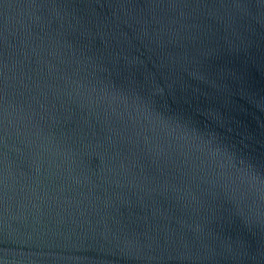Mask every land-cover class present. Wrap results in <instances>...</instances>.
<instances>
[{
  "label": "water",
  "instance_id": "1",
  "mask_svg": "<svg viewBox=\"0 0 264 264\" xmlns=\"http://www.w3.org/2000/svg\"><path fill=\"white\" fill-rule=\"evenodd\" d=\"M0 264H264V0H0Z\"/></svg>",
  "mask_w": 264,
  "mask_h": 264
}]
</instances>
